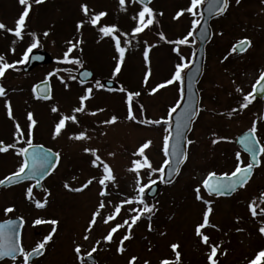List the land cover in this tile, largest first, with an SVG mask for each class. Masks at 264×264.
Returning <instances> with one entry per match:
<instances>
[{
	"label": "rangeland",
	"instance_id": "rangeland-1",
	"mask_svg": "<svg viewBox=\"0 0 264 264\" xmlns=\"http://www.w3.org/2000/svg\"><path fill=\"white\" fill-rule=\"evenodd\" d=\"M189 2L154 0L149 7L152 23L133 36L131 29L142 8L133 0H124L123 6L119 0H42L38 4L29 0V13L21 36L16 38L7 29L15 28L23 6L18 0H0V24L5 25L0 29V63L4 59L17 61L33 43V34V50L42 49L54 59L27 73L18 66L0 77V87L5 90L0 96V140L7 147L0 155V177L15 172L20 164L19 152L8 145L20 148L27 143L28 113L35 121L31 142L61 156L58 168L40 191L31 188L28 194L29 187L23 186L0 193V220L22 217L27 222L22 233L25 252L51 233L44 245L45 255L32 264H90L78 260L74 251L77 246L82 256L92 253L96 264H129L132 257L131 264H160L164 259L174 260L173 264H209L211 246L217 245L215 264H245L264 250V235L259 231L264 227V159L248 185L229 198H211L202 188L208 173L228 174L237 164L246 163L233 141L253 124V107L240 110L239 103L256 74V56L264 49V0H230L226 16L212 23V37L205 47L203 72L196 86L199 111L186 137V161L172 184L162 185L154 200L141 203L145 189L160 181L166 158L163 137L170 135L169 109H176L180 96L176 81L154 93L151 89L171 77L181 56L191 61L196 49L193 34L188 36L192 27ZM81 5L87 7L86 14ZM178 11L181 15L176 17ZM100 12L105 15L93 26L90 21ZM77 23L81 25L79 30ZM112 25L116 29L112 35L125 49L115 76V44L111 36L99 32L100 27ZM241 37L253 44L245 56L239 57L230 49L231 43ZM184 38L186 43H175ZM70 46L72 51L65 60L64 53ZM146 47L147 64L143 55ZM223 55L227 56L222 60ZM84 67L92 70L95 80L82 87L76 72ZM45 79L52 86L46 101L35 97L32 90ZM104 80L113 81L114 88L106 89ZM129 93L139 94L131 97L130 105L126 102ZM81 96H86L83 109L74 111L80 108ZM53 107L57 111L53 112ZM61 117L75 119H66L54 136ZM112 117L116 118L114 122L105 123ZM157 120L161 123H148ZM17 124L20 136L14 135ZM80 133L84 136L77 139ZM145 142H150L149 146L140 153L138 149ZM104 164L109 166L110 179L100 185ZM196 189L200 200L196 199ZM37 202L43 206L37 207ZM101 203L103 208H99ZM116 205L120 206L118 213ZM8 207L15 209L5 213L2 208ZM146 207L148 211H144ZM140 210L142 217L133 223L132 217ZM205 210H209L207 223L197 235L196 227L202 224ZM94 212L95 222L89 229ZM109 216L113 218L105 223ZM44 217L56 224L34 223ZM118 224L120 227L105 241L104 236ZM202 236L208 237L207 242H202ZM172 244L177 245L175 252Z\"/></svg>",
	"mask_w": 264,
	"mask_h": 264
},
{
	"label": "snow or ice",
	"instance_id": "snow-or-ice-1",
	"mask_svg": "<svg viewBox=\"0 0 264 264\" xmlns=\"http://www.w3.org/2000/svg\"><path fill=\"white\" fill-rule=\"evenodd\" d=\"M33 2L38 4V3H41L42 0H33ZM137 2L143 4L144 0H137ZM202 2H203V0H191L190 6L187 8V11L189 13H193V9L199 8L200 5L202 4ZM237 2H239V0H237ZM18 3L23 6V10L20 13L18 19L15 21V28L14 29H7V31H9L13 35H15L16 38H19L21 36L22 25L25 21V17L27 16V14L29 13V10H30L29 0H18ZM119 3L121 4V6H123L124 0H119ZM227 3H228V0H209V11H210V13L211 14L221 13L222 10L227 6ZM81 11L85 12V14H86L87 13V7L85 5H81ZM146 14H147V20L144 19ZM104 15H105V13H103V12H100V13L94 15L92 17L90 23L93 26H95L97 24L99 18L103 17ZM180 15H181V12L178 11L176 13V17H179ZM152 18H153L152 10L146 6L142 7L141 10L137 13L136 26L131 29L133 36L135 34L141 32L144 27L150 25L152 23ZM197 23H198L197 21L193 20L192 21V27L195 28L197 26ZM80 26H81L80 23H77V25H76L77 30H79ZM0 29H5V25L0 24ZM115 31H116V29H115L114 25L104 26V27L99 28V32L101 34H103L104 36H111V39L115 44V51L118 54V59H116L115 68L113 69V73H112L113 76H115L116 73L119 71V69L121 67V61L123 60L124 54H125V49L123 47H121L120 41L117 39V37L115 35H112V33ZM45 35H47V33H45ZM191 35H192V33L189 32L188 36H191ZM160 38L162 40L164 39L162 34H161ZM77 43H79V41H77ZM124 43L127 44L128 41L125 40ZM175 43L184 44V43H186V38L179 39ZM69 44L71 45V41H69ZM247 45H248V41L246 39H241L238 42V44L234 46V50L237 47L240 50H243ZM34 47H36V43H35V36L33 34V43L29 46L28 51H30L31 48H34ZM28 51H26L24 53L25 57L28 55ZM71 51H72V47L70 46L68 48V50L64 53L65 60H68V53H70ZM173 51L176 52L177 50L174 48ZM143 55H144L145 64H147L148 63V48L147 47L144 49ZM0 60H2V57H0ZM190 63H191V61L186 62L185 58L183 56H181L179 58V63H177L175 65V70H174L173 74L171 75V77L167 81H164L163 83L156 85L154 88L151 89V92L154 93L157 91V89L164 87L165 85L172 84L173 81L181 82L183 79V70L187 69ZM11 67H12L11 64L0 63V77H2L5 73V71ZM146 77H147V73L145 74V78ZM97 83L99 84V82H97ZM261 83H264V71L260 72L259 77H258L257 82H256V85H253V89L256 90V86L261 84ZM101 87H102V85H101ZM260 90L264 91V89H260ZM237 91H239V89H237ZM4 94H5L4 88L0 87V96H3ZM133 95H139V94L138 93H129L128 94V96L126 97V102L129 103V105L131 103V97ZM250 95L251 94L244 95L243 101L249 102V96ZM85 99H86V96L80 97V108H76V109H74V111L78 112V111H81L83 109V104H84ZM4 106L8 111L9 118H11V109H10V106H9L7 101H5ZM240 106H241V108H243L245 106V104L242 103ZM51 110L53 112L57 111V109L55 107H53ZM174 111H175V108H170L169 109V115H171ZM192 115H193V113L189 110L188 107H186L182 116L177 118L176 137L178 139L183 136V129L186 126V121L190 120ZM128 118H130V119L132 118L131 107H129ZM66 119L74 120L75 118L74 117H61V119L55 125V129L53 132L54 136L64 126ZM115 119H116L115 117H112L109 121H105V123H112L115 121ZM27 120L30 122L27 126V131H28L27 147H22L19 150V155H21L23 157V160L20 162V164H19V166L15 172L11 173L9 176L5 177L3 180H0V185L13 184V183L19 182L23 179H26V178L31 179V178L43 176L50 167H55L54 164H50L49 162L55 158L56 154L51 153L50 151H42V150H40V146H35L31 143L32 127L35 123V121H33V119H32L31 113L27 114ZM148 123L159 124V123H161V121H159V120L149 121ZM165 123H167V121H165ZM15 127H16V132L14 135L20 136L21 135V129H20L19 125L17 124ZM166 131H167V129H166ZM254 133H255V125H253V128L250 130V134H245L240 139V143L244 146V149L252 155L253 161L256 160V154H257L258 150L260 152H264V148L259 147L258 143L256 142V138H255ZM83 136H84V134L80 133V135L77 137V139L82 138ZM215 142L216 141H213V143H215ZM149 143L150 142H145L143 145L140 146L138 151L140 153H143V150L149 146ZM170 146H171V150H172V156L174 158H176L177 163L182 162L185 159V155H184L183 151L178 148L177 144H171L170 145V136L165 135L163 137V149H162L163 152L165 153V157H166L163 161L164 165H168L170 163L169 159L167 158L168 150H169ZM6 150H7V147L4 146L2 144V142H0V152H4ZM88 151H92L93 154L95 153V150L85 149V152H88ZM237 160H239V154H237ZM93 164L95 165V161H93ZM145 164H147V160H145ZM133 165L134 166L136 165L135 161H133ZM252 167H253L252 163L247 164L243 168H241V166L239 164H237L232 173L224 174V175H222L221 178H216L215 173L210 172V173H208L207 178H205L202 181L204 189L206 191H208L209 194L215 193V194L219 195V194L227 193V192L234 190L238 185L240 187H242L244 182H245L246 177L250 175V171H251ZM109 171H110L109 166L107 164H104L103 165V172L105 173V175L99 180L100 185H104L105 180L110 179V176L108 175ZM89 183H90V181H89ZM137 183H139V181H137ZM65 187L68 188V185L65 184ZM144 187H147V185H145ZM71 190L72 191H80L82 189H71ZM31 191H32L31 188L27 189L28 194H30ZM140 191L142 192L143 188H140ZM196 191H197L196 199L200 200L201 197L198 194L199 189H196ZM99 194L101 196H103L105 193L103 190H101V192ZM36 206L42 207L43 205L40 202H37ZM103 207H104V204L101 203L99 205V208H103ZM144 210L147 211V208H145ZM249 210L251 212H253V214H254V209H253V206L251 204L249 205ZM12 211H13V209L11 207L4 209L5 213H9ZM119 211H120V206L116 205L115 212L118 213ZM96 215H97V213L94 212L92 219L89 221V225H88L89 229L92 227L93 223L95 222ZM114 215H115V213H113V216ZM208 215H209V210H205L203 213L204 223L197 225V227H196V234L197 235H200V229L204 226V224L207 223ZM113 216H109V217L105 218L104 222L107 223V221L109 219H112ZM136 219H137V217H135V216L132 217L133 223L135 222ZM34 223L40 224V223H44V221L37 219L34 221ZM48 223L55 225L56 221H54V220L48 221ZM125 223H127V222H125ZM119 227H120L119 224L112 227L110 229V231H108L107 235L104 236L103 239L105 241L109 240L110 237L112 236V233L115 232L117 230V228H119ZM128 227L130 228L131 225H128ZM15 228H16V225L13 221H5L3 224H0V258H3L5 256L14 258V254L19 250L20 256H22L24 258V264H29V259L32 256H37V255H40L42 253L44 245L48 242L49 237L51 236V233H49L48 236H45L42 242H38L35 245V247L31 250V252L25 253V251L22 248H19V241L18 240L15 243H13L11 240L10 234L14 232ZM86 231H87V229H86ZM259 231H260L261 235H264V227H261L259 229ZM126 238H127V236L124 237V239H126ZM85 239H87V237H85ZM201 240H202V242H207L208 237L202 236ZM121 243H122V241H121ZM170 247L175 252L177 245L172 244V245H170ZM217 247H218V245L217 246H211V251L207 256L209 264H215V261L213 260V256L216 254ZM74 251L76 252L77 257L80 258L79 246H77L74 249ZM92 251H95V248H93ZM117 251L118 252L121 251V248L118 247ZM222 254L223 253H221V255ZM87 255L89 257H91V253H88ZM178 255L179 254L177 253V258H178ZM262 257H264V250L257 252L256 256L252 260L249 261V264H259V261ZM134 259H135V257H132L129 261V264H131L132 260H134ZM161 264H169V262L167 260H164V261H161Z\"/></svg>",
	"mask_w": 264,
	"mask_h": 264
},
{
	"label": "water",
	"instance_id": "water-1",
	"mask_svg": "<svg viewBox=\"0 0 264 264\" xmlns=\"http://www.w3.org/2000/svg\"><path fill=\"white\" fill-rule=\"evenodd\" d=\"M151 1L152 0H144V3L142 5L147 6ZM224 9L222 10V12L224 11ZM201 13H202V19H201V21L198 25V28L196 30V33H195V38L198 42V49L194 55L193 63L184 73L182 102H181L180 106L176 109V111L171 116L172 126H171L170 145L171 144H177L178 148L183 151V153L185 155V159L182 162L177 163L176 158H174L172 156L171 146L169 147L168 157H169L170 163L166 167H164L163 175H162V182L167 183V184L174 181V179L177 177V175L180 172L181 166L184 164V162L186 160L185 137L188 134V132L190 131L191 124L194 121V119L196 118L197 111H198V99L199 98H198V93L196 91L195 86H196V83L198 82V80L202 74V63H203V57H204L203 49H204L205 44L208 42V40L210 38V30L208 27V21L212 17L221 14V13H219V14H211L210 13V11H209V0H207L206 3L203 5V7L201 9ZM237 50H240V49L237 47ZM50 63H52V58L50 57V55L47 52H45L43 50L35 51V52L30 53V55L28 56L27 62L22 67V71L23 72H29L30 70H32L34 67H36L38 65H47ZM76 77L82 83H89V82H93L95 80L94 74L89 69H86V68L80 69L77 72ZM104 85L107 88H113L114 87V83L111 81H105ZM34 92L40 98H43V99L49 98L50 93H51L50 82L48 80H46L44 82L37 84L34 87ZM186 107L189 108V110L193 113V115H192L190 120L186 121V126L183 129V136L178 139L176 137L177 118L182 116ZM239 141L240 140H237V145L240 144ZM40 150L47 151L41 147H40ZM258 154L259 153L257 152L256 157L258 156ZM57 161H58V158H57V156H55V158L52 159L49 163L54 164L56 166ZM250 162H252V161H250ZM54 168L55 167H50L43 176L31 178V179H34L37 181V185H36L37 189L40 187V182L43 180V178L48 176L53 171ZM252 169L253 168H251L250 175L246 177L245 182L251 176ZM216 178H221V177H216ZM24 180H27V178L23 179L19 182H22ZM19 182H16V183H19ZM245 182H244V184H245ZM13 184H15V183H13ZM9 185H12V184H4V185H0V187H2V186L7 187ZM160 188H161V185L159 183H154L146 191V197L149 199H154L158 195ZM239 188H240V186L238 185L234 190H232L230 192L222 193L219 195L212 193L210 195H212V196H220V195L221 196H230ZM208 194H209V192H208ZM9 221H13L16 225L14 232L10 234L11 240L13 243H15L18 240L19 241V248H21L20 234H21V229L23 226V221L20 219H11ZM3 223H0V224H3ZM43 253H44V249L42 250V253L40 255L32 256L29 259V263L32 262V260L34 258H38V257L42 256ZM19 255L20 254H19V250H18L14 254V258L19 256ZM4 258L13 259V257L5 256L3 258H0V260H2ZM86 259L88 261H90L91 263L96 264L93 256L87 257ZM261 264H264V263H261Z\"/></svg>",
	"mask_w": 264,
	"mask_h": 264
},
{
	"label": "flooded vegetation",
	"instance_id": "flooded-vegetation-1",
	"mask_svg": "<svg viewBox=\"0 0 264 264\" xmlns=\"http://www.w3.org/2000/svg\"><path fill=\"white\" fill-rule=\"evenodd\" d=\"M230 0H228V3H227V6L224 10V12L218 16H215L213 17L210 21H209V27H210V32H211V37H212V23L214 21H217L223 17L226 16V14L228 13L229 11V8H230ZM194 16L196 17V9L194 10ZM211 37H210V40H211ZM241 39H246L248 41V46L246 49L242 50L241 52H237L236 50H234V46L238 44V42L241 40ZM210 42V41H209ZM208 42V43H209ZM252 42L250 41V39H248L247 37H241L239 38L238 40H236L235 42L231 43L232 47L230 49L231 53L233 52L236 56H245L251 49H252ZM208 45V44H207ZM205 51H206V48H205ZM226 56L227 55H223L222 56V60L223 59H226ZM261 71H264V49H263V53L262 54H258L256 56V70H255V76L254 78L252 79V81L249 83L248 85V91H247V94H251L249 96V102H244L243 100L239 103V109L240 110H246L247 108H249V106H252L253 109H254V116H253V124L250 125L249 127H246L244 128L242 131H240V133H238L234 139V145L237 149V151H239L243 157H245L246 159V163L245 164H242L241 165V168L245 167L247 164H248V156L246 153L243 152V150L241 148H238L236 146V139L240 136H244L245 134H250V130L253 128V125H255V138H256V142L258 143L259 147L261 148H264V91H261L260 89H264V83H261L259 85L256 86V90L253 89V85H256V82H257V79L259 77V74ZM244 103L245 106L243 108H241V104ZM0 142H2V144L4 145L3 141L0 140ZM33 145H40V144H36V143H32ZM10 146V148H14L15 150H17L19 152V150L22 148V147H26L27 145H23L22 147H15V146H11V145H8ZM43 147L47 148V149H50L51 148H48L47 146L45 145H42ZM3 154V152H0V155ZM18 156H19V161L21 162L22 161V156L19 155L18 153ZM60 157V160H61V156L59 155ZM263 159H264V152H260V155H259V166L257 168H254L253 170V174H252V177L250 178V180L244 185V187L246 185H248V183L251 181V179L253 178V176L255 175L256 171L259 170L262 165H263ZM13 173V172H11ZM11 173L9 174H5L3 175L2 177H0V180H3L6 176L10 175ZM53 175V174H52ZM51 175V176H52ZM49 176L47 179L43 180L42 181V186L43 184L51 177ZM23 186H28L29 188H33L35 187V182L33 181H26V182H23L21 184H18L16 186H12L10 188H0V193L1 192H4L5 190H9V189H14V188H17V187H23ZM41 186V188H42ZM243 187V188H244ZM12 208V207H11ZM13 210L15 208H12ZM2 210L4 211V208H2ZM13 218V217H12ZM22 218V217H21ZM9 219V218H8ZM25 222V225L23 227V230L27 224L26 220L24 218H22ZM6 219H1L0 222L4 221ZM41 221H44V223H48V221H51V218L49 217H44L41 219ZM35 261L37 260H34L32 263H34ZM12 263V264H21L22 263V258H17L13 261H10V260H3L0 262V264H3V263Z\"/></svg>",
	"mask_w": 264,
	"mask_h": 264
},
{
	"label": "trees",
	"instance_id": "trees-1",
	"mask_svg": "<svg viewBox=\"0 0 264 264\" xmlns=\"http://www.w3.org/2000/svg\"><path fill=\"white\" fill-rule=\"evenodd\" d=\"M6 63L7 64H11L12 65V62L10 61V60H8V59H6ZM146 201V200H145ZM145 203V202H144ZM147 208V211H148V207H146ZM145 211V210H144ZM142 211L140 210L137 214H136V216L135 217H137V221L139 220V218L140 217H142ZM201 223H204V221H203V217H201ZM164 260H167L168 262H169V264H173V262H174V260H169V259H164ZM164 260H161V261H164ZM173 261V262H172ZM160 264H161V262H160ZM245 264H248V261L245 263Z\"/></svg>",
	"mask_w": 264,
	"mask_h": 264
}]
</instances>
